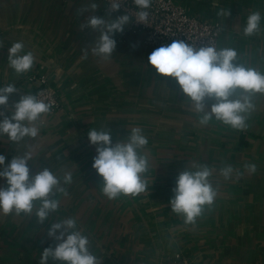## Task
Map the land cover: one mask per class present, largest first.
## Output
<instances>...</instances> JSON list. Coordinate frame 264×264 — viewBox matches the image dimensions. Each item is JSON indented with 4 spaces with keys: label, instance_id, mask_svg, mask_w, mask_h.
Listing matches in <instances>:
<instances>
[{
    "label": "crops",
    "instance_id": "0c3cea01",
    "mask_svg": "<svg viewBox=\"0 0 264 264\" xmlns=\"http://www.w3.org/2000/svg\"><path fill=\"white\" fill-rule=\"evenodd\" d=\"M177 1L191 14L220 22L219 48H234L241 61L264 72V0ZM91 3L98 4L94 13L80 12ZM254 11L261 14L260 31L245 36ZM89 15L107 18L101 0H0V87L18 89L9 97L6 114L22 96L33 95L36 84L30 78L39 74L48 77L61 105L44 117L35 139L13 143L0 136V155L7 165L30 151V176L48 168L68 192L67 197L57 194L59 209L43 224L34 214L0 213V264H39L43 250L56 246L48 236L52 224L68 218L76 220L101 264H168L174 253L188 264H264V95L254 98L247 130L215 120L201 126L176 81L157 75L148 64L154 49L143 44L142 34L118 41L115 33L111 59L93 56L90 47L98 33L80 27ZM15 42L35 56L33 68L22 75L8 65ZM82 49L88 50L87 59ZM205 103L210 112L214 101ZM133 128L148 139L143 150L150 163L144 174L148 187L135 198L110 200L92 167L97 146L88 133L109 129L115 145ZM191 163L215 168L212 180L219 192L211 209L186 224L172 212L170 200L178 175ZM224 164L234 168L227 181L219 175ZM246 164H255L256 172L249 173ZM67 172L72 182L64 185ZM6 187L0 178V188ZM47 264L61 262L49 259Z\"/></svg>",
    "mask_w": 264,
    "mask_h": 264
},
{
    "label": "clouds",
    "instance_id": "9594fccd",
    "mask_svg": "<svg viewBox=\"0 0 264 264\" xmlns=\"http://www.w3.org/2000/svg\"><path fill=\"white\" fill-rule=\"evenodd\" d=\"M152 0H134L137 8V23H148ZM123 0H110L107 18L89 15L81 28L88 27L98 33L90 47L93 56L104 61L111 59L116 50L115 33H122L130 23L128 14L112 18L119 12ZM97 3L80 9V12L94 13ZM229 14V13H228ZM261 14L252 12L247 17L243 29L245 36H253L260 31ZM0 47L3 44L0 43ZM83 59H87L88 50L82 49ZM35 64V56L29 51L25 53L24 44L15 42L9 49L8 65L17 75L29 72ZM148 64L159 76L171 77L178 84L188 110L199 116L198 123L207 126L215 120L233 130L243 131L249 127L248 120L255 110L254 98L264 95V72L249 66L234 48H217L209 46L196 48L193 44L174 40L170 45L155 49L148 57ZM18 89L9 84L0 87V107H7L9 97ZM214 101L210 112L206 111L205 101ZM51 103L38 99L34 95H24L13 105L14 111L9 115L0 112V136H7L13 143H20L25 138L35 139L39 134V126L52 108ZM88 139L97 146V155L92 167L102 177V193L110 200L121 195L135 198L144 193L148 180L144 174L150 163L143 150L148 139L139 128H133L126 140L112 142L109 129H91ZM32 153L14 156L5 165L6 157L0 155V178L7 182L6 188H0V213L4 215L33 214L37 222L43 224L50 213H56L60 206L57 194L67 197L68 192L61 185V178L48 168H43L30 176L28 162ZM249 173H255V164H246ZM214 167L191 163L181 172L173 189L170 200L172 212L182 216L186 224H195L205 208L211 209L218 196L219 187L214 186L212 176ZM234 168L224 164L219 175L225 180L233 176ZM72 182V175L67 172L63 176V184ZM59 232V235H57ZM48 236L56 241L55 248L43 250L39 264H47L49 259L61 264H101V259L90 251V240L77 229L74 218L53 223Z\"/></svg>",
    "mask_w": 264,
    "mask_h": 264
},
{
    "label": "built area",
    "instance_id": "2783aa9c",
    "mask_svg": "<svg viewBox=\"0 0 264 264\" xmlns=\"http://www.w3.org/2000/svg\"><path fill=\"white\" fill-rule=\"evenodd\" d=\"M110 0H101V12L108 14ZM141 9L137 8L134 0H123L119 12L112 14V18L128 14L130 23L125 26L122 33L118 34V41L129 36L142 33L143 44L151 49L170 45L174 40H181L196 48L209 46L210 43L219 48V39L224 27L220 22L202 19L198 15L185 10L177 0H152L148 23H137L136 14ZM36 84L34 96L51 103L53 106L49 114H55L61 105L55 89L50 85L46 75L39 74L30 78ZM7 107H0V112L7 113ZM3 117H0L2 120ZM168 264H188L180 253H174Z\"/></svg>",
    "mask_w": 264,
    "mask_h": 264
},
{
    "label": "trees",
    "instance_id": "16d2710c",
    "mask_svg": "<svg viewBox=\"0 0 264 264\" xmlns=\"http://www.w3.org/2000/svg\"><path fill=\"white\" fill-rule=\"evenodd\" d=\"M138 34H142V33H138ZM143 36V35H142Z\"/></svg>",
    "mask_w": 264,
    "mask_h": 264
}]
</instances>
